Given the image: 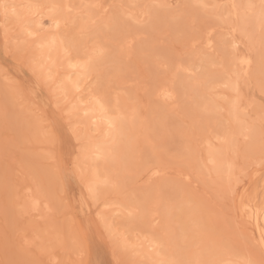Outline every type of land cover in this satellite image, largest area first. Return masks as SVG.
<instances>
[{"label": "rangeland", "instance_id": "obj_1", "mask_svg": "<svg viewBox=\"0 0 264 264\" xmlns=\"http://www.w3.org/2000/svg\"><path fill=\"white\" fill-rule=\"evenodd\" d=\"M3 1L0 264H151L148 254L155 248L148 250L149 237L157 238L167 258L194 261L208 258L196 247L205 231L223 237L211 255L217 264L259 262L264 222L244 205L255 210L264 200V23L248 24L242 32L229 0H69L67 11L65 0L6 1L7 11ZM247 10L252 23L255 13ZM53 33L65 47L56 53L53 76L70 73L79 81L66 98L55 95L53 76L46 81L34 68L41 61V36ZM208 37L212 48L205 44ZM94 45L106 54L82 76L67 58L84 61ZM241 54L256 58L245 77L235 64ZM196 79L198 86H192ZM167 90L169 97L163 94ZM98 96L111 108L120 101L136 109L122 158L116 153L103 169L104 161L94 168L93 159L85 157L87 140L104 132L97 119H88ZM233 105L240 120L231 115ZM49 130L57 131L55 143ZM218 147L226 162L216 170L208 152ZM53 157L62 168L75 165L68 182H62ZM93 169L99 203L88 198L85 186L94 183ZM105 177L110 182L101 185ZM35 196L40 205L34 210ZM98 214L111 221L110 231L109 221Z\"/></svg>", "mask_w": 264, "mask_h": 264}, {"label": "bare ground", "instance_id": "obj_2", "mask_svg": "<svg viewBox=\"0 0 264 264\" xmlns=\"http://www.w3.org/2000/svg\"><path fill=\"white\" fill-rule=\"evenodd\" d=\"M6 1H8L9 3H14V4H16V5H19L20 3H21V0H4L3 2H4V4H5V2ZM257 0H229V2H228V4H229V8H230V13L232 14V18L233 19H237L238 20V22H237V25H238V27L240 26V28H241V31L242 32H244V31H248V30H246V27H247V25L248 24H250L249 26H251L252 24H253V26H255V27H257L256 25H261V22L262 23H264V20H262V18H261V4H262V0H260L259 2V4H254V7H245V4H247V5H252L253 3H258V2H256ZM8 2H6V3H8ZM27 2V1H26ZM29 2V1H28ZM196 2V1H195ZM204 4V3H203ZM6 5V4H5ZM15 5V7H17ZM207 5V4H206ZM12 6V8H13V5H11ZM10 6V7H11ZM55 6V5H54ZM59 6V5H58ZM64 8H63V10L64 11H67L68 10V8L70 7V2H69V0H65V2H64ZM253 6V5H252ZM24 7V6H23ZM32 8V7H31ZM54 8H56V7H54ZM245 8H249V9H251V10H253L254 11V13H255V17L252 19V23H251V21L248 19V18H246V16H245V14L247 13H245L244 11L245 10H247V9H245ZM35 9V8H34ZM34 9H33V11H34ZM10 10H13V13H15L14 12V9H10ZM28 10V9H27ZM56 10H57V8H56ZM58 10H60V8H58ZM248 11V10H247ZM17 12H19V11H17ZM16 12V13H17ZM12 13V12H11ZM16 13H15V15H16ZM22 13H23V11H22ZM28 13V12H27ZM19 15V14H18ZM20 15H22V14H20ZM24 15V14H23ZM12 16V15H11ZM14 16V15H13ZM27 16V15H26ZM17 17V16H16ZM15 16H14V18H16ZM64 18V17H63ZM20 19V18H19ZM24 20H27V19H24ZM55 22V21H54ZM57 22H59V23H57V27H56V23H55V25H54V27H56V28H58V24H60L61 22L60 21H57ZM53 23V22H52ZM230 24V23H229ZM231 24H233V23H231ZM256 24V25H255ZM248 26V27H249ZM233 27V26H232ZM237 27V26H236ZM260 27V26H259ZM27 29V28H26ZM40 29V28H39ZM239 29V28H238ZM29 30V29H28ZM236 30H237V28H236ZM21 31H22V29H21ZM4 32V31H3ZM28 32V31H27ZM240 33V32H239ZM38 34V33H37ZM42 35V34H41ZM7 38H8V36H6ZM65 40H67V39H65ZM69 40V39H68ZM71 40V39H70ZM61 41H63V40H60L59 39V37L55 34V33H53V35H43V37L41 36V39H40V41H39V44L38 45H42V47H39L40 48V53L38 54V56H37V58H41V61H39V63L38 64H34V68L36 69V71H37V74H38V76L40 77V78H44L46 81H47V79H48V77H51V76H53L54 75V69H52V67L53 66H55L54 64H57V63H55L56 61H55V59H56V53H57V51H58V53H59V50H63V49H65V47L63 46V44L61 43ZM64 42V41H63ZM249 42V41H248ZM206 45H207V47L208 48H212L213 47V43H211V39L208 37L207 38V41H206V43H205ZM74 45V44H73ZM75 45H76V43H75ZM75 47V46H74ZM77 48V47H76ZM215 48V47H214ZM75 49V48H74ZM73 49V50H74ZM249 51H250V49H249ZM87 52V55H86V60H84V61H80V60H76V59H73V58H71V57H68L67 58V63L70 65V66H72V67H75V69H76V71L77 72H79L80 74H82V76L84 75V74H86L87 72L88 73H90L91 72V70H92V68L94 67V64L96 63V61L97 60H101V57H103L105 54H104V48L101 46V45H94L93 47H91V48H89V50L88 51H86ZM57 53V54H58ZM61 53H62V51H61ZM70 53V52H69ZM251 53H252V51H251ZM256 53V52H255ZM66 54V53H65ZM260 56V55H259ZM58 58H60L59 56H57ZM66 57V56H65ZM257 57V56H256ZM254 56H252V55H245V54H241V55H238V56H236L235 57V64L238 66V70L239 69H242L243 70V72H244V74L245 75H243V77H245L246 76V74H249V72H250V68H252V66H253V62H254ZM61 59V58H60ZM59 59V60H60ZM256 59V58H255ZM263 59H260L259 60V67H260V65H261V67H262V61ZM66 61V58H65V60H64V62ZM38 62V61H37ZM43 63V64H41L40 65V63ZM60 62H62V60L60 61ZM101 62V61H100ZM256 63H257V61H256ZM199 65V64H198ZM235 65V66H236ZM62 66V65H61ZM56 67H57V65H56ZM60 67V66H59ZM67 67H69L68 65H67ZM50 69V70H49ZM57 70H59V69H57ZM237 70V71H238ZM254 70H256L255 68H254ZM261 70V69H260ZM56 71V70H55ZM236 71V72H237ZM239 71H241V70H239ZM57 72V71H56ZM55 72V73H56ZM70 72V71H69ZM97 72V71H96ZM235 72V71H234ZM253 72V71H252ZM256 72H258V71H256ZM76 73V72H75ZM239 73V72H238ZM70 74V73H69ZM67 75L66 77H64V75H63V77L64 78H61V79H57L55 76H53L54 78H52L51 80H53L54 79V89H53V91L54 92H57V93H55V95H57L58 93H64V95H65V97L64 98H66V95H68V96H70L71 95V93L72 92H74V90H76L77 88H78V86H79V81H78V77L76 78V79H73V80H71V75ZM237 74V73H236ZM74 75V74H73ZM241 75V74H240ZM85 76V75H84ZM204 76V75H203ZM224 76V75H223ZM248 76H250V75H247V77ZM38 77V78H39ZM195 77V76H194ZM197 77H198V75H197ZM201 77V76H200ZM196 78V77H195ZM202 78V77H201ZM204 78V77H203ZM249 78V77H248ZM43 79V80H44ZM250 79V78H249ZM198 81L200 82V80H199V78H198ZM222 81V80H221ZM226 81V80H225ZM229 81V80H228ZM231 81V80H230ZM229 81V82H230ZM60 82H61V84H60ZM199 82H197V79L193 82V84H192V86H195V85H197V83H199ZM232 82V81H231ZM230 82V83H231ZM39 83V82H38ZM40 84V83H39ZM45 84V83H44ZM84 85V84H83ZM231 85V84H230ZM232 85H233V87L236 89V86H237V80L235 79L233 82H232ZM36 86V85H35ZM198 86V85H197ZM38 87H40L39 85H38ZM233 87L231 86V88L233 89ZM32 89H30L31 91H32V93L34 94H36L37 93V89H34V86H32L31 87ZM39 90V89H38ZM50 90V89H49ZM95 90V89H94ZM237 90V89H236ZM52 91V92H53ZM77 91V90H76ZM98 91V90H97ZM101 91V90H100ZM103 92V91H102ZM31 93V94H32ZM162 93V92H161ZM169 90H167V91H165L163 94L164 95H166L167 97H169ZM234 93V92H233ZM34 94V95H35ZM104 94V93H103ZM90 95H91V93H90ZM171 95V94H170ZM223 95V94H222ZM240 96V95H239ZM35 97V96H34ZM108 97V96H107ZM225 97V96H224ZM36 98V97H35ZM241 98V97H240ZM239 99V98H238ZM109 100V99H108ZM78 101V100H77ZM239 101V100H238ZM241 101V100H240ZM48 102V101H47ZM92 104L90 105L91 106V108H92V114L90 115V117L88 118V119H90V120H98L99 122H100V124L101 125H103L104 126V132H103V134L101 135V137L99 138V139H97V140H92L93 138L92 137H90V139L91 140H87L88 142V144H87V146H86V154H85V157L86 156H88V157H90V159L92 158L93 159V161H94V163L96 164V167L94 166V168H97V165H98V162H99V160L101 161V163H102V161H104V163L103 164H106V166L104 165V166H102L101 167V169H103V167L105 168V167H107V166H109L107 163V161H111V159H113L114 160V157H115V155H117V157H120V158H122V153H123V151H124V149H125V144L124 143H126V141H128V137H127V139H126V137L125 136H132L130 133L131 132H128V129H133L134 128V121L136 120V109H130V108H128L126 105H123L120 101H115V103H114V105H112V108L111 107H109V104H107L101 97H95V99L93 100V102H91ZM111 103V102H110ZM82 104V103H81ZM210 103H208L207 105L206 104H204L203 103V106H204V108H206L205 106H207L208 107V105H209ZM111 105V104H110ZM211 105V104H210ZM210 105H209V107H210ZM250 105V104H249ZM72 106V105H71ZM81 106V105H80ZM236 106V105H235ZM89 107V106H88ZM233 107H234V105H233ZM73 108V107H72ZM111 108V109H110ZM245 109H248V108H245ZM231 110V115H232V117H233V119L235 120V121H237V119H239V117H237V111H236V107H234V108H232V109H230ZM214 112V111H213ZM228 112V111H227ZM138 115V114H137ZM240 116V115H239ZM244 117V116H243ZM233 120V121H234ZM240 120V119H239ZM94 122V121H93ZM98 123V122H97ZM96 124V123H95ZM99 124V125H100ZM96 126V125H95ZM132 131V130H131ZM84 135V134H83ZM89 136V135H88ZM124 136V137H123ZM84 137V136H83ZM125 138V139H124ZM126 140V141H125ZM77 141V140H76ZM231 144V143H230ZM126 145H127V143H126ZM80 148V147H79ZM221 148H223V146L221 147ZM221 148H212V149H210V151L208 152V158L211 160V161H214V167L216 168V170H218V169H221V165H222V163H225V162H223V157H224V151L221 149ZM83 153V152H82ZM117 153V154H116ZM126 153V152H125ZM84 158V157H83ZM87 158V157H86ZM90 159H88V160H90ZM82 160V159H81ZM117 160H118V158H117ZM120 161V160H119ZM92 162V161H91ZM107 162V163H106ZM90 163V162H89ZM92 163H90V165H91ZM99 166V165H98ZM78 167V166H77ZM89 168H90V166H89ZM109 168H111V165H110V167ZM92 169V168H91ZM107 169V168H106ZM86 170V169H85ZM90 170V169H89ZM98 170V169H97ZM215 170V171H216ZM87 171V170H86ZM85 171V172H86ZM99 171V170H98ZM157 171L158 170H155V168H154V171H152L153 173H152V175H155L156 173H157ZM91 172V171H90ZM103 172V171H102ZM107 172H109V171H107ZM102 174V173H101ZM100 174V175H101ZM89 176H90V181H92V180H94L93 182L95 183V185L97 186V185H99V183L98 184H96V182L97 181H99V179H96V178H98L97 176H98V172L96 171V169H93V173L92 174H90L89 173ZM104 176H106V174L104 175ZM111 177V176H110ZM106 178L105 177V179L106 180H104V179H100V182H102V183H100L101 185L103 184H108L109 182H110V180L109 179H111V178ZM103 178V177H102ZM80 179V178H79ZM88 179V180H89ZM92 179V180H91ZM95 180H96V182H95ZM109 181V182H108ZM111 182H112V180H111ZM94 183H93V185H94ZM100 185V186H101ZM99 186V187H100ZM112 188V187H111ZM115 188V187H114ZM28 190V189H27ZM38 191H39V189H38ZM29 193V192H28ZM33 193H35V192H33ZM40 193V192H39ZM35 195V194H34ZM37 195V194H36ZM30 196H32V194L31 195H29V197ZM38 196H35V197H32V199H31V206L34 208V210H35V208H37L39 205H40V200L37 198ZM41 198V197H40ZM28 199H30V198H28ZM82 200V199H81ZM83 204V203H82ZM108 204V203H107ZM127 205V204H126ZM44 206V205H43ZM96 206V205H95ZM48 207V206H47ZM94 207V206H93ZM30 208V207H29ZM40 208V207H39ZM38 208V209H39ZM45 208V207H44ZM102 208V207H101ZM109 208H111V207H109ZM128 208V207H127ZM46 209V208H45ZM162 209V208H161ZM46 211V210H45ZM129 211H131V210H129ZM39 212V211H38ZM126 212H128V211H126ZM118 213V212H117ZM118 214H120V213H118ZM175 213H173V215H174ZM251 215V214H250ZM104 216V218L106 217V215H103ZM129 217V216H128ZM255 217L256 218H259V216H256L255 215ZM111 218V217H110ZM105 220V219H104ZM106 220L107 221H109V219H107L106 218ZM106 220L104 221V222H106ZM153 220V219H152ZM255 221H256V219H254ZM262 220H263V222H264V215H262ZM132 221H134V220H132ZM154 221V220H153ZM110 222L111 221H109V222H106V224H110ZM167 223V222H166ZM256 223V222H255ZM111 225V224H110ZM126 225V224H125ZM166 225V224H165ZM104 226V225H103ZM112 226V225H111ZM167 227L169 226L168 224L166 225ZM156 227V226H155ZM154 227V228H155ZM114 228V227H113ZM122 228H123V226H122ZM112 229V228H111ZM114 230V229H113ZM150 230V229H149ZM116 232V231H115ZM114 232V233H115ZM128 232V231H127ZM125 233H126V230H125ZM110 234V233H109ZM120 236V235H119ZM122 236V235H121ZM133 237V236H132ZM111 238V237H110ZM124 238V237H123ZM120 239V238H119ZM136 239V238H135ZM149 239L150 240H148L149 241V244L147 245V248H148V250H149V247L151 248V247H154L153 249H154V251H153V253H152V251L151 250H147L148 252H149V257L148 258H150L151 260H153V262L152 263H154V264H167V262L168 261H171V260H173V258H171L173 255H170V256H168L169 258H167L166 257V253L167 252H161V250H160V248L158 247V240H157V238L156 239H154V238H151V237H149ZM124 240V239H123ZM122 240V241H123ZM130 241V240H129ZM129 241H127L128 243H130ZM161 241V240H160ZM124 243H125V241H123ZM121 243V242H120ZM168 244V243H167ZM166 244V245H167ZM126 245V244H125ZM161 244H159V246H160ZM169 245V244H168ZM167 245V246H168ZM131 246V245H130ZM134 246V245H133ZM138 246V245H137ZM167 246L165 247V248H167ZM123 247V246H122ZM163 247V246H162ZM170 247V246H169ZM133 248V247H132ZM138 248H139V246H138ZM146 248V249H147ZM122 249V248H121ZM146 249L144 250V251H146ZM152 249V248H151ZM152 249V250H153ZM171 249V248H170ZM169 248L167 249V250H170ZM138 251V250H137ZM146 251V252H147ZM171 251V250H170ZM147 252V253H148ZM137 255H138V253H137ZM55 261V260H54ZM150 263V262H149ZM151 263V264H152Z\"/></svg>", "mask_w": 264, "mask_h": 264}, {"label": "snow or ice", "instance_id": "obj_3", "mask_svg": "<svg viewBox=\"0 0 264 264\" xmlns=\"http://www.w3.org/2000/svg\"><path fill=\"white\" fill-rule=\"evenodd\" d=\"M202 7H207L206 5H202ZM249 7H254L252 5H249ZM5 10L7 11L8 5H4ZM261 18L262 20H264V0H262V4H261ZM29 35H32L31 33H29ZM262 91H264V82H262ZM71 125V121H69V126ZM71 134L73 136L77 137V140L79 142V136L78 133L75 131V129H71ZM48 135L51 137L52 142L55 143L56 139H57V131L56 130H49L48 131ZM53 162L57 165V170L61 173L62 175V182L66 183L68 182L72 176L74 175L72 168L75 167V165L71 166V167H66V168H62L59 163L56 161L55 157H53ZM81 180L83 181V176H81ZM237 183H239V178H237ZM87 191H88V198L93 202V203H99L100 200V192L97 188V186L91 184V183H86L85 184ZM229 192L231 195L235 196L236 192L235 190L229 189ZM243 200V197H242ZM244 209L246 212L252 213V215H256V216H262L264 215V200H262L260 202V207L253 210V208L248 205L245 204L244 205ZM100 215L101 220H103V216L102 214H98ZM252 215L248 216V219L251 220L252 219ZM242 225L241 224H237V228H241ZM105 230L106 231H110V227L106 224L105 225ZM223 242V237L222 236H217V235H213L208 231H205L201 234L200 237V241L199 243L196 244V247L199 249H203L206 250V252L208 253V258H200V259H196V260H176L173 259L171 261H168L167 264H217V261H215L214 259L211 258L212 253L217 249V247ZM261 260L259 262L255 261V260H248L246 261V264H264V231H262L261 233ZM27 251V250H25ZM11 264H28V262L26 261H13L11 262ZM117 264H120L119 261H117Z\"/></svg>", "mask_w": 264, "mask_h": 264}]
</instances>
